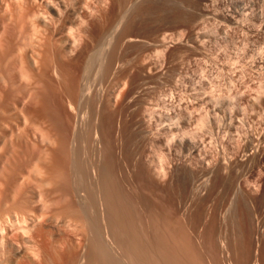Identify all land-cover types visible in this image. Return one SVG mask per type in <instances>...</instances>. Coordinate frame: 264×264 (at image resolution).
<instances>
[{
  "label": "rangeland",
  "instance_id": "374dc122",
  "mask_svg": "<svg viewBox=\"0 0 264 264\" xmlns=\"http://www.w3.org/2000/svg\"><path fill=\"white\" fill-rule=\"evenodd\" d=\"M47 1L48 0H0V35L3 34V27H7V24L9 23L12 25L11 30V27L8 28L9 26L7 27L9 30H4V32L7 30V32L10 31L9 34L6 32L4 33L7 36H4V34L0 36V41H2L0 42V47L1 45L3 46V48H0L2 49L0 50L1 61L6 60V55L8 58L7 60H13L12 58L16 59L20 57L16 59L17 61L14 60L17 62V65H15L16 62H13L15 64L11 62V65H14L13 67L9 64V67L11 66L10 69H7L6 67L8 66L5 65V67L4 64L1 65V68H5H0V76H3L0 77V93H7L3 94L5 96L1 94L3 97L0 95V107L2 109L4 107L3 110L1 108L0 109L1 112H7L4 113L5 117H8V114H11L12 110L13 115L15 114L14 116H16L19 113L16 112L18 110H14L20 109L17 108V106L21 107L20 103H26L28 101L27 99H29L30 102L34 100V102L32 103H30L29 101L26 103V105L29 103L27 108H25L26 105L24 104V109H28V112L30 109L29 113H33L30 114V117H32L33 120L38 117V119L40 120H38L40 128L39 124L37 126L38 128L36 127V125L33 126V124H28V122L31 123L30 121H32V118H30V120L27 116L28 113H26V116L29 119H27L28 126L26 124L25 128H27V130H25L24 132L19 130V132L21 131V134L16 131L18 126V124L16 126V123L22 125L23 119L21 114L16 116V118L18 117V121L16 122L15 120L17 119L14 116L12 117V115L11 117L9 116L10 118H5L9 120L12 118L9 124L11 123L10 125L13 128L16 126V128H14V139L12 138L13 140H11L9 138V130L8 128L6 129V126H3L6 125V123L4 122L5 124L3 123V125H0V130H4V133L0 131L2 133H0V138H2L3 136V139H0V145L7 143L6 146L11 148L10 144H13L15 146V142H17V144L20 143L19 145L16 144L14 150H18L16 149L17 146L19 149H25L18 150L19 153H21L24 151L26 152V150L29 151V149H31L30 151H34L36 149L38 150V147L42 149L41 147L44 143L45 148H43V150H46L45 155H48V158L44 155L46 160L54 159L52 158V156H54L55 159H57L56 157L71 158L73 156L74 149L77 148L78 155L83 159L84 162L90 161L93 156L100 163L107 162V157L105 156L106 154L103 151V142L101 143L100 141H98V139L95 138L94 131L97 130V126L99 127L101 125V127L103 128L104 125L101 122L102 114L100 113V109L110 108V110H108L112 112L113 116H115L113 117V122L116 121L115 124L113 123V126L115 127L111 135V149L114 153V161L116 162L117 159L118 162V160L122 158L121 151H123L124 146L127 147V149H131V152L136 151V149H154V151L159 153V155L162 153V158L165 156L163 158L164 168L167 167V169H165L166 177L162 178V180H166L167 182L169 181V183H174L176 181L175 178L178 179V177L181 178L182 176L187 177V174L189 173L187 179L188 181L191 180V183L193 181L192 185L194 186V184H196L195 182H197L198 180L197 178L206 177L207 180L205 179V184L207 185H205V187L203 186V188L201 187L202 189H199V196H197V193V195L193 194V196L196 195L198 198L195 196L192 199V201L194 200L196 202H194L192 211L196 210L200 213L202 212V218L204 217L207 220H210L212 218L216 225V228H218V230L220 231L222 239L225 240L227 246H230L229 255L226 256V252L223 251V254L221 256V258H223L224 260V264H243L245 262L247 264H264V0H67L71 5L76 7L80 14L82 13L81 16L83 20L81 28H83L84 31L82 30L81 32L82 36L78 40V46L82 49L84 48L83 53L85 54V56H95V54L98 53L97 44H99V40L103 39L101 41L103 43L105 42L104 45L106 44L105 46H108L107 49L110 54L112 53L114 64L111 69H106V59L103 56H100L97 57L92 66L86 69V73H84V71L81 69V71L75 70L77 78L79 77V79L77 80V86L79 85L80 87V85H86L88 87L87 94L83 99L80 100V102H75L74 108L70 107L67 98L61 97V100H59L61 102H58V104L62 103L60 104V107L62 106L63 110L62 107L58 108V104L57 106L55 105L57 102L53 99L55 94L58 93L57 91H59V85L57 81L58 79L56 74L51 71L53 74L51 76V73H49L51 78L54 77L53 81L49 82L52 79L48 80L50 85L48 82L41 83V85L43 84L45 86L46 84V86L48 85L49 87L46 88V86L44 87L42 85L41 88H44L42 89V91L40 88V83H37L38 85L34 83L37 85V87L32 84L30 87L33 88V90L29 87V85L28 87L30 89L24 85L22 81L26 80H23L19 77V69H17L18 64L20 63H18V61L22 57H24V54L25 56H27L26 58H22L25 60L24 65L26 66V64L28 63L27 68L29 70H32L34 68L31 57L33 53H31L32 51H30V47L34 46L35 42L39 41L41 32H39V34L38 32L34 34V32L28 30L26 34L28 33L29 35L27 34L28 36H26L25 31H21V25L24 26V23H26V27L30 28V20H34V22L37 21L35 23L36 25L39 23L38 28H43L46 23L44 22L42 15L44 16L48 14L47 18L54 15V10ZM10 2L11 4H7ZM75 2L77 5L75 4ZM22 5L27 10L23 9ZM29 5H31L32 8H34L36 11L31 9V6ZM28 7L30 8L28 9ZM38 7L42 10L37 11V9H39ZM10 9L12 10V12H10ZM13 11L14 13L17 11L16 14L18 12L19 13L17 15L13 14ZM26 11L29 12V15L26 16L27 18L24 20V23H22L17 18H19L21 12H25V15H27ZM39 11L42 12L40 13ZM11 15H13V18H16L18 16L16 19L14 18L16 21L12 18ZM5 20H8L7 22L9 23H7ZM2 21L4 24L2 23ZM14 22H16V24L18 22L19 24L16 25V28ZM26 27L22 28L26 29ZM1 28L3 30H1ZM17 30L19 31V33ZM23 31L24 37L26 38L25 40L23 39L24 37L20 35H23ZM32 34H34V36ZM3 36L4 38H7L2 39L1 37ZM36 36L38 39L36 38ZM29 38H32V40ZM28 39L30 42H28ZM23 40L24 43L22 42ZM26 40V43L33 44H31V46L29 44L30 47H28V44L26 45L25 43ZM96 40L98 42L97 44ZM3 41H5L6 43H3ZM10 41L12 44L9 43V46L8 42ZM5 44L7 45L5 46ZM80 45H82V47ZM20 46H22V49H18L21 48ZM4 47H10L14 49H10L11 51L8 49L9 51L7 52V49L5 50ZM23 47L24 49H27L26 47H28V49L23 52ZM86 49L89 51H85ZM19 51L23 52L22 57L19 56ZM6 52L9 54H6ZM10 52L13 53L10 54ZM82 58L79 59L80 63L82 62ZM26 59L30 60V62H28L27 60L26 63ZM28 66H31L32 68L30 67V69ZM3 70L8 71L3 72ZM67 72H71V74H74V71L72 69H70L69 71L67 70ZM5 73L9 75H6ZM29 73L33 72L31 71ZM88 74H91V76H89ZM13 76L15 80L12 79ZM9 78L11 79V81L9 80ZM83 78L85 82L84 80H82ZM6 79L8 81H5ZM12 81L17 82H13L11 84ZM44 81H47V79L45 78ZM131 83H133V87L139 86L140 89L138 88L137 91L141 90L140 92H137V95L139 94V97H135V99L137 98L135 100L136 102H134L136 103V108H134L135 105L133 106V111H138V114L140 115H134V118L132 117V115H130L132 117L131 118L127 116V112V115H124L127 118H125L124 116L120 117L118 112L116 111H118L119 108L121 109V107H119L120 105L118 106L116 101L119 93L123 90H127L130 87ZM6 85L7 87H5ZM11 85L13 86V89ZM25 88L28 89H26L27 91L31 92H27ZM36 89L41 91L38 92ZM52 91H54L52 93L53 95L50 94ZM20 92H27L32 95V98L30 95L29 98L26 93ZM224 92L226 95L224 94ZM38 93L39 95L42 94L44 98L42 95H40L39 97ZM230 93L232 94V96H230ZM22 94H25L27 97L24 98V95L21 96ZM10 95L12 97H10ZM47 95L49 97H47ZM170 95H172V97ZM187 95L189 96L188 98L186 97ZM13 96H20V98L17 97V100ZM33 96L37 98L36 100L39 101V103L35 101V98ZM150 97L154 98L151 99ZM169 97H171L172 100ZM144 98L147 99L145 100ZM166 98L168 99L165 100ZM1 99L4 102L8 99L10 100V103H4L3 101H1ZM47 99H50L51 101L47 102ZM137 100L143 101V103L139 102L138 104ZM147 100L149 102L150 100H158L164 102L165 104H168L167 107L172 108L169 110L171 112H177L181 110V114L183 116L181 114H179V116L181 115V118H183L180 119L182 121L179 120L178 126L180 127L181 124V127H183L179 129L177 126L178 131L175 129L172 138V144H175H173V146L171 145L172 147L164 143H162L161 145L160 142L159 144L157 143L158 145H160V147L157 144L156 145L158 147H154L155 143L151 145V138H153V134L155 136H161L160 133H164H162L163 130H161L163 129V127L161 128V122L157 126L156 121L153 119L155 117H151L150 119V116L142 111L141 108H143V104H145L144 101L147 103ZM125 102L127 101H124L122 103V107H127V104ZM168 102H172L173 104ZM40 103H43L44 106H42ZM32 104L33 106L35 104L37 107L41 108L39 111L41 113L39 114H42V117H47L51 113L52 116L50 115L47 118L43 117L44 120H47L44 121L42 117L36 114L37 107L34 106L36 108L35 109ZM92 104L95 107L98 104L96 117L91 115L90 107ZM140 104H142L141 108L139 107ZM169 104L171 106H169ZM53 105L55 106V108ZM179 105L181 107L183 106L182 109ZM218 105L220 108L218 107ZM30 106L32 107L28 108ZM197 106L199 109L197 108ZM44 107L46 108V110L44 109ZM137 108H140L141 110H138ZM183 108L185 109V111L183 110ZM5 109L10 110L6 111ZM34 109L36 110V113H34ZM53 109L56 110L53 111ZM213 109L216 110V113L213 112ZM49 110L50 112H47ZM42 111H45L47 114L44 112L42 113ZM52 111L55 112L54 115ZM141 113H143L144 115ZM232 113L234 114V116ZM34 114L35 117H33ZM55 115L57 117L53 118V116ZM20 117L22 120H19ZM66 117H68L69 119L67 120ZM49 118H51V120ZM56 118L58 119L55 121L54 119ZM142 118L144 122L143 120H141ZM187 118L190 122H188ZM41 119L43 120L42 122L44 124L41 122ZM121 119L125 120L127 126V131L124 132V136L120 131ZM178 119L179 117L177 118V120ZM139 120H141L142 122ZM35 122H37V119ZM212 123L216 124L213 125ZM42 124L44 125L43 127L41 126ZM67 124H69V126ZM19 127L20 129H22V126ZM42 128H46V131L44 132ZM37 129H42L43 133H47L45 136L49 134L50 137H47H49L52 142L48 140V138L45 141H50L49 143H46L44 140L41 141L42 132ZM73 132L77 133L79 137V140L77 141V144H75V146L73 144ZM157 132L159 134H157ZM5 133L7 137L5 136L4 138ZM19 135L22 136L20 137ZM60 135L62 137H65L66 140L64 141V143L60 141ZM57 137L60 138L58 139ZM12 141H14V143ZM135 141L138 146L135 145ZM60 142L62 143L61 145H63V148H61L62 146L60 145L61 149H59L58 146ZM35 144L36 148L34 149ZM29 146L30 148H27ZM141 146H143L144 148ZM173 147L176 148L174 149ZM56 148H58L59 151H56L58 150ZM62 149L63 151H60ZM30 151L29 153H31ZM54 151H56L59 156L57 154L55 155ZM25 152L23 154L28 155V152ZM23 154L21 153V155ZM24 160L26 159L22 158V164H24ZM21 162L19 163L21 164ZM27 162L28 164H26ZM20 164H17L18 166H12V169L10 170L11 173L16 171V175L14 173H12V175L9 174V178H11L10 175L13 176L11 178V181L13 180L12 182L16 184L11 183V186L7 187V194H9L8 191H12V188H14L15 185L22 181V172H25L26 174L29 171V160L25 162L27 166H24L27 167L28 171L24 167H22V164L20 166ZM17 171H20L21 173H17ZM19 173L20 175H18ZM190 182L189 184L191 186ZM63 195L65 196L66 194H62V196ZM67 196L69 195H66V197ZM150 200V204H153L154 197H149V201ZM154 204L152 206H154ZM70 208L73 209V207ZM67 209H69L68 206ZM91 215L94 216V214ZM204 218L203 220H205ZM93 219L94 221L91 220L93 224H98L99 221H102L101 219L99 221L95 218ZM50 223L55 226L54 223ZM51 224L45 225L44 229L46 231H52L54 227ZM100 225V231L102 232L103 236H105L104 240L106 242V238L109 240L107 234H110V231L105 227L104 221L100 222ZM63 230H66V228L64 227ZM102 230H105L104 233ZM53 231L55 232L56 229L54 228ZM54 235L55 237L57 236L56 233ZM72 237L73 238H71L70 241L73 243L70 242L69 249H72L74 251V248L79 247V244H81V242L85 240H80L79 242V240H77V236H75L76 238H74V235ZM109 237H111V235H109ZM108 240L107 242H109L111 238L109 241ZM74 241H76L75 245ZM77 242H79L78 246ZM83 243H86V241ZM109 243L110 246H112L111 241ZM86 244L88 245V241ZM81 245L82 250H80L79 247V249L77 248L78 251L75 252L77 253V255L82 253V255L80 254V256L82 257L84 251L86 252V248H84L83 250V247L86 246L85 244ZM55 247H58L54 248L55 250L57 249L56 251H58L59 246L57 245ZM13 253L8 256L10 259H14L13 256H15V252ZM65 256L67 257L69 255H64V259L66 258ZM68 258L69 257H67V259ZM83 259L85 260V258ZM82 261L83 260H79V262H81L80 264H87L86 261H83V263ZM47 262L51 263L50 259L47 260ZM76 262L78 264V261ZM53 263L55 264L54 261ZM66 263H68V261L65 262V264Z\"/></svg>",
  "mask_w": 264,
  "mask_h": 264
},
{
  "label": "bare ground",
  "instance_id": "6f19581e",
  "mask_svg": "<svg viewBox=\"0 0 264 264\" xmlns=\"http://www.w3.org/2000/svg\"><path fill=\"white\" fill-rule=\"evenodd\" d=\"M47 2L52 7V9L54 10V15L52 17L49 16V18H47L48 14L44 15V16L42 15V18H43L44 22L46 23V25L43 26V28L41 27L42 29L38 28L39 23L37 25L35 24L37 21L34 22V20H30V19L29 20L31 22V24H30L31 26H29L30 28L26 27L27 24L24 23V20L27 18L26 16L29 15L28 14L30 12L29 10H28L29 12L26 11L27 15H25V12L24 13L21 12L19 18H17L18 16L16 17L19 21H21L22 23L25 24L24 26L26 27V29H23L25 27L23 25H21V31L24 30L25 34L28 30L34 32V34L37 32L39 34V32H41L40 33L41 36H39L40 39L38 42H35L34 46H31V44H33V43H31V44L29 43L31 46L30 47L29 44L26 43L27 40L25 41L26 45L28 44V47L31 48V50H30V51H32L31 53H33L32 56L30 54L29 55L32 57L34 68L32 70H29L27 68V64H28L27 60L28 59H26V63H27L26 66L24 65L25 60L22 58H24V57L26 58L27 56H25V54H24V57H22V56H23V52H25V50H27L28 47H26L27 49H24V47H23L24 51L23 52L19 51V56H21L22 58L18 61V63L20 62L18 64L19 68L17 67V69H19L18 75L23 80L24 79L26 80V81H22V82L24 83L25 86H27V88H29L34 83H36V84L40 83V88H41V86L43 85V84L41 85V83L48 82V80H50V79H52V80H50L49 82L53 81L54 77L51 78V76L53 75L52 74V72H53L54 74L57 75V79H58L57 81H58V85H59V88H58L59 91H57L58 93L55 94V96L53 98L57 102L55 105L57 106L58 102H61V101H59V100H61L60 99L61 97H65L68 99L67 101H68L70 107L74 108L75 102L76 101L80 102V100L83 99L85 97V95L87 94V89H88V87L86 85H80V87H79V85L77 86V80L79 79V77L77 78V75L75 74V70L81 69L84 71V73H86L87 72L86 69L88 67L92 66L93 63L96 61L97 57H100V56H103L106 59L105 60L106 61V69L107 68L111 69L113 64H114V59H112V53L110 54V52L107 49L108 46L106 47L105 46L106 44L104 45L105 42L103 43L101 41L103 39H101V40L98 39L100 41L99 44H97L98 42L96 40V44L98 45V47H97L98 53L95 54V56H92V57L91 56H85V54L83 53L84 48L82 49L78 46V40L82 36L81 32L83 30V28H81L82 27L81 26L82 20H83V18L81 16L82 13L80 14L78 12V10L76 9V7L71 5L67 0H48ZM7 4H11V2L7 3ZM75 4H76V2H75ZM24 6H25V4H24ZM24 6L22 7L23 9H25ZM29 6H31V5H29ZM22 8H20V9H22ZM29 8L30 7H28V9ZM11 9H10V12H12ZM31 9L35 10L34 8H32V6H31ZM25 10H27V9H25ZM38 10H42V9L39 8V9H37V11ZM21 11H24V10H21ZM45 11H47V10H45ZM45 11H44V14H45ZM16 12L14 13V11H13V14H16ZM48 12H49V10H48ZM11 16L13 18V15H11ZM38 16H41V15H38ZM5 21L7 22L8 20H5ZM2 23H3V21H2ZM7 23H9V22H7ZM14 23H15L14 25L16 28V25L18 24V22H17V24H16V22H14ZM9 24H7V27L9 26L8 28H10L12 26L11 24L10 25ZM3 26H5V25H3ZM5 27H3L4 30L8 29L7 27L6 28ZM39 27H40V25H39ZM88 27H89V25H88ZM11 29H12V27L10 28V30ZM1 30H3V29L1 28ZM4 30L2 31L3 34L5 32L8 34L10 33V31L7 32L9 29L5 32H4ZM86 30H87V28H86ZM21 31H20V33H21ZM24 31H23V35L20 34L23 37H24ZM18 33H19V31H18ZM88 33H89V30H88ZM3 34H1V35H3ZM27 34H26V36L29 35V34L28 35ZM34 34H32V35L34 36ZM5 35L6 34H4V36ZM4 36L1 38L6 39L7 37L4 38ZM11 38H12V36H11ZM22 38H21V40H22ZM36 38H37V36H36ZM23 39L25 40L26 38L24 37ZM29 39L32 40V38H29ZM29 39H28V42H30ZM24 40L22 41L23 43H24ZM5 41H3V43H6ZM11 41H13V40H11ZM11 41L8 42V45H9V43H11ZM0 42H2V41H0ZM6 45L7 44H5V46ZM22 46H20L21 48H18V49H22ZM24 46H25V44H24ZM80 46L82 47V45H80ZM85 46H87V45H85ZM1 47L3 48L2 45H1ZM8 49L10 50L12 48H10V47L5 48V50L7 52L9 51ZM0 50H2V49H0ZM17 50H15V51H17ZM85 51H89V50L86 49ZM7 52H6V54H9ZM11 53H13V52H10V54ZM2 56H4V55H2ZM17 56H18V54H17ZM82 56H83V58H82ZM18 58H20V57H18ZM18 58H16V59H18ZM80 58H82L81 63L79 61ZM7 59H8L7 55H6V60H2L5 62H2L1 58H0V68H1V65L4 64V66L5 65L8 66V67L5 66L7 69H10L12 66L11 62L13 63V62L17 61L14 58H12L13 60H11V59L7 60ZM14 60H16V61H14ZM28 62H30V60H28ZM9 64L11 65L10 67H9ZM13 64H15V63H13ZM15 65H17V62ZM70 69H72L74 71V74L73 73L71 74V72L70 73L67 72V70L69 71ZM6 71H8V70H3V72H6ZM31 71L33 73H29ZM49 73H51V76L49 75ZM2 75H4V74H2ZM6 75H9V74H6ZM88 75L91 76V74H88ZM0 77H3V76H0ZM10 78H9V80L11 81ZM45 78L47 79V81H44ZM12 79L15 80L14 76ZM82 80H84V78ZM5 81H8V80L6 79ZM13 82L16 83L17 81L16 82L12 81L11 84ZM84 82H85V80H84ZM36 84H34V85L37 87L38 84L37 85ZM132 84L133 83H131V85L128 89L126 88L127 90L121 91L118 95L116 103L118 104V106L120 105L119 107H121V109L117 106L119 108V110L116 112H118L120 117H123L127 112H128V115L127 114L126 115L129 117H131L130 115H132L133 118L136 115L137 116L140 115V114H138L139 113L138 111H133L134 110L133 106L135 105L134 108H136V103H134V102H136L135 100L137 98L135 99V97H137L139 95V94L137 95V92H140L141 90L137 91L139 86L133 87ZM28 85H29V87H28ZM49 85H50V83H49ZM45 86H46V84H45ZM5 87H7V85ZM47 87H49V86L47 85L46 88ZM8 88H10V87H8ZM27 88H25V90ZM12 89H13V86H12ZM31 89H33V88H31ZM42 89H44V88H41V90ZM45 90H47V89H45ZM37 91L40 92L39 90H37ZM27 92L30 93L31 91H27ZM27 92H20V93H26V95H28V97L30 95L32 98V95L27 93ZM53 92L54 91H52L50 94L53 95L52 94ZM225 92H224V94H225ZM6 93L1 92L0 95L6 94ZM20 93H19V95H20ZM163 93H165V92H163ZM26 95L22 94L21 96H23L25 98V97H27ZM40 95H42V94H40ZM40 95L38 93L39 97H40ZM44 95H46V94H44ZM3 96H5V95H3ZM170 96L172 97V95H170ZM177 96H179V95H177ZM230 96H232V94ZM8 97H9V95H8ZM10 97H12V96L10 95ZM13 97H15L17 100H18L17 97L20 98V96H13ZM47 97H49V96L47 95ZM158 97H159V95H158ZM171 97H169V98L171 99ZM183 97H185V96H183ZM186 97L188 98L189 96L187 95ZM43 98H44V96H43ZM43 98H42V100H43ZM152 98H154V97H152ZM36 99L37 98H35V101L39 103V101H37ZM40 99H38V100H40ZM144 99L146 100L147 98H144ZM167 99L168 98H166L165 100H167ZM27 100L30 102L29 99H27ZM161 100H164V99H161ZM176 100H177V97H176ZM179 100H181V99H179ZM1 101H3V100L1 99ZM9 101L10 100L7 99V101H5V102L3 101V102L8 104ZM46 101L48 102L51 100L47 99ZM124 101H127V102H125L127 104V105L125 104L127 107L121 106ZM151 101H155V100H150V102L148 101L149 103L148 102L146 103L144 101L145 104H143V108H141L142 104H140L139 107L142 109V111L144 113H147V115L150 116V117L148 116L150 119H151V117H155L153 119L156 121L157 126L161 122L162 126L161 125H159V126H161V128L163 127V129H161V130H163L162 133L165 134L164 135V134L160 133L161 136H159V135L155 136L153 134V138L150 137L152 139L151 145L153 143H155L154 144L155 146L154 145L153 146L156 147L160 142L161 145H162V143H164V144L172 147L173 144H175V143L172 144L173 134L175 132V129L178 131V129H177V126L179 125L178 122L180 119L183 118V117L181 118V115H182L181 110H179V111L176 110L177 112L172 110L173 112H171L169 110L172 108L167 107L168 104H165L164 102H161L158 100L155 102H151ZM32 102H34V100L31 101L30 103H32ZM36 102H35V104H36ZM139 102L143 103V101L139 100L138 104H139ZM186 102H187V100H186ZM26 103H23V104L20 103L21 107L17 106V108H20V109L14 108L15 109L14 111L18 110L16 112L21 114L22 119H23L22 120L21 117L19 118V120L20 119L22 120V125H19V123H16V126L18 124L17 130H16L18 132H19V130H21L22 132L27 130V128H25L26 124H27V119H28L27 116L29 117V119L32 118V117H30V114L32 112L29 113L30 109H29V112L27 111L28 109L27 110L24 109V106L26 105ZM168 103H172V102H168ZM198 103H199V101H198ZM28 104L26 105L25 108H27ZM35 104H34V106H36ZM40 104L42 106H44L43 103H40ZM60 104H62V103H60ZM60 104H58L59 105L58 108L62 107V106L60 107ZM212 104H213V102H212ZM12 105H14V104H12ZM32 106H33V104H32ZM32 106H30L28 108H31ZM169 106H171V105L169 104ZM45 107H44V109L46 110ZM182 107H181V109H182ZM218 107H219V105H218ZM38 108L39 107H37V113L35 110L36 108L34 109V111H35L34 113H36L37 115L42 117V114L41 115L39 114V113H41V112H39L41 108H39V109ZM54 108H55V106H54ZM90 108H91L90 109L91 115L96 117L98 104L96 107L92 104ZM197 108H198V106H197ZM1 109H0V112H1ZM3 109H4V107H3ZM108 109L110 110V108H108ZM108 109H105V108L100 109V113L102 114V116H101L102 120L101 119L100 120L104 125H103V128L101 127V125L99 127L97 126L96 127L97 130L94 131L95 132L94 133L95 138L98 139V141H100L101 143L103 142V151L106 154L105 156L107 157V162L100 163L99 161H97V159H95L94 156L90 159V161L84 162L83 159L78 155L77 148L74 149L73 156L71 158L56 157L57 159H55V157L52 156V158H54L55 160L52 158H51L52 160H50V159L46 160L45 157H47L48 155L46 156L45 155L46 150H43V148H45L44 143H43V146L41 147L42 149H40V147L37 146L39 149L34 150L36 148V144H35L34 145L35 147L33 146L34 151H30L31 149H29V151L31 152V153H29V151L26 150V152H28V155L23 154L25 151L24 152L20 151L23 154V155H21V153H19L18 150H20L22 148L19 149L18 146L16 148L18 150L17 151L14 150L17 142H15L16 143L15 146L13 144H10L11 148L6 146L7 143L0 145V264H46V263L48 264L49 262H47V260H49V259L51 262L49 264H54L53 261L55 262V264H61V263L63 264V262L65 260H66L65 262L68 261V263H66V264H75V263L77 264L76 261H78V264H80L81 262H79V260L80 261L81 260L86 261L87 264H224V260H223V258H221V256L223 254V251L226 252V256L229 255L230 246L229 245L227 246L225 243V240L222 239V237L220 235V231L218 230V228H216V225H215L212 218L210 220H207L203 217L205 219V220H203L202 215H201L202 212L200 213L196 210H195L196 212L192 211V208L194 207V202H195L194 200L192 201V199L197 194H198L197 196H199L200 192L198 193V191H200L199 189L201 187L203 188V186L205 187V185H207V184H205V181L207 180L206 177L205 178H202V177L197 178L198 180H197V182H195L196 184H194V186L192 185L193 181L191 183L190 182L191 180L188 181V179H187L189 173L187 174V177L182 176L181 178L178 177V179L175 178L176 181L174 183L173 182L169 183V181L167 182L166 180L164 181V180H162V178L166 177L165 169H167V167L164 168L163 158L165 156L162 158L161 152H160L161 154L159 155V153L154 151V149L149 150L148 148H147L148 150H146V149L137 150L136 149V151L131 152L130 151L131 149H127V147L124 146L123 151H121L122 152L121 153L122 158L119 157L120 159L118 160V162H117V159L115 162L113 159L114 153L112 152V149H111V145H112L111 144V139H112L111 135H112L113 129L115 127L113 125L115 124L116 121L113 122V117H115V116H113L112 112H110ZM54 110H56V109H53V111ZM62 110H63V107H62ZM183 110L185 111L184 108H183ZM12 111H11V114L10 113L8 114L10 117H11V115H12V117L15 115V114L13 115ZM142 111H140V112H142ZM215 111L216 110H214L213 112H215ZM220 111H222V110H220ZM43 112L46 113L45 111H42V113ZM47 112H50V110ZM4 113H7V112L2 111L0 113V125H3L4 122L6 123V125H3V126L4 127L6 126V129L8 128V130H9L8 136L11 140H13L14 139L13 135L15 133L14 128H16V126L14 125L15 127L13 128L10 125L11 123L9 124V122H11L12 118L10 120L5 119V118H8L9 116L5 117ZM26 113H28V115ZM54 114H55V112H53V115ZM141 114H143V113H141ZM179 114H181V115L179 116ZM183 114H186V113H183ZM18 115H16V116H18ZM50 115L52 116V113ZM50 115H48V116H50ZM203 115H205V114H203ZM16 116H14V117L16 118ZM31 116H33V115H31ZM233 116H234V114H233ZM33 117H35V114ZM43 117H45V116H43ZM43 117H42V119H43ZM47 117H45V118H47ZM55 117H57V116L56 115L53 116V118H55ZM178 117H179V119L177 120ZM38 118H36L37 122H35L36 121L35 118H34L35 120H33V118H32V121H30L31 123L28 122V124H33V126L36 125V127H37L39 124ZM51 118H49V119L51 120ZM125 118H127V117H125ZM42 119H41V122L44 120V119L43 120ZM57 119L58 118H56L54 120L56 121ZM66 119L68 120L69 118L66 117ZM66 119H65V121H66ZM150 119H148V120H150ZM133 120H135V119H133ZM141 120H143V118ZM141 120H139V121H141ZM187 120H188V118H187ZM16 121H18V119L15 120V122ZM44 121H47V120H44ZM180 121H182V120H180ZM68 122H66V123H68ZM143 122H144V120H143ZM188 122H190V121L188 120ZM28 124H27V126H28ZM43 124L41 125L42 127L44 126ZM135 124H136V122H135ZM163 124H164V126L165 125L166 126L164 127ZM191 124H189V125H191ZM214 124H216V123H214ZM67 125L69 126V124H67ZM120 125H121L120 131L124 136V134H125L124 132L127 131V126H126L125 120L121 119ZM137 125H138V123H137ZM19 126H22V129H20ZM182 127H181V124H180V127L178 126L179 129ZM39 128H40V124H39ZM67 128H69V127H67ZM173 128H174V131H173ZM42 129H37V130H40L42 132ZM45 129H43L44 132L46 131ZM158 130H160V129H158ZM0 131L3 132L4 130L1 129ZM21 131L19 133H21ZM131 131H132V128H131ZM74 132H73V134H74L73 144L75 146V144H77V141L79 140V137H78L77 133H74ZM149 132H152V131H149ZM46 134L42 132V134H41L42 140L41 141H43V140L45 141V140H47V138H48V140H50L49 134L47 135L49 137L45 136ZM157 134H159V133L157 132ZM16 135H17V132H16ZM141 135H142V133H141ZM5 136L7 137L6 133L4 135V138H5ZM133 136H134V134H133ZM26 137H28V136H26ZM60 137H59L60 141L64 143V141L66 140L65 137L64 136L62 137L61 135H60ZM125 137H127V136H125ZM15 138H16V136H15ZM66 138H67V136H66ZM0 139H3V136ZM16 141H17V139H16ZM41 141H39V142H41ZM50 141H47V142L45 141V142L49 143ZM4 142H5V140H4ZM12 142L14 143V141H12ZM61 142L58 145L59 149L63 148V145H61L62 144ZM123 142H126V141H123ZM24 143H26V142H24ZM261 143H263V142H261ZM19 144H17V145H19ZM31 145H33V144H31ZM60 145L62 146L61 148H60ZM135 145H137L136 141H135ZM30 146L27 148H30ZM158 146L160 147V145H158ZM141 147H143V146H141ZM135 148H137V147H135ZM56 149H58V148H56ZM59 149L56 151H59ZM22 150H25V149H22ZM48 150H49V148H48ZM121 150H122V147H121ZM160 150H162V149H160ZM56 151H54L55 155L57 154ZM60 151H63V149ZM175 151H177V150H175ZM179 151H180V149H179ZM48 152H47V154H48ZM44 155H45V157H44ZM22 158L26 159V160H24L25 162L27 160H29V164H30V165H28L29 171L27 170V167H24V166H27L26 164H28V162L26 164H25V162H24V164H22V162H21ZM19 162H21L22 167H24L28 171V173L25 174V172H22V175H21L22 181L20 183H18L17 185H15L14 188L11 187L12 188V191L10 190L11 193H10V191H8L9 194H7V191H6V190H8L7 187H10L11 183L16 184V183L12 182L13 180L11 181V178L13 177L11 175H12V173L15 174L16 171L11 173L10 170L12 169V166L14 167V165L16 166L17 164H20ZM168 162H169V160H168ZM172 162H173V160H172ZM21 164H20V166H21ZM18 172H20V171H17V173ZM167 172H170V171H167ZM20 173L18 175H20ZM9 174H11L10 175L11 178H9ZM8 178L10 179V181ZM170 180H171V178H170ZM192 180H194V179H192ZM14 181H15V179H14ZM58 181H60V182H58ZM195 181H196V179H195ZM189 182L191 183V186H190ZM206 188H207V186H206ZM176 190L178 193L176 192ZM203 192H204V189H203ZM62 194L69 195L70 198H69V196H67L68 197L67 198L66 195L62 196ZM193 194H196V195L193 196ZM151 196L154 197V201H153V204L155 202L154 206H152L153 205L152 203H151L152 205L150 204L151 200L149 201V197L153 198ZM66 199H68V200H66ZM65 206H66V209H65ZM67 206L69 207V209H67ZM70 207H73V209H71ZM74 207H75V209H74ZM91 214H94V216ZM93 218H95L98 221L100 219L102 220V221H99V223H98L99 225H100V222L104 221L105 227L107 228V230L110 231V234L108 233L107 235H108L109 240L111 238L110 241H111L112 246H110V243H109L110 241L107 238H106V242H107V240L109 242H107V243L105 242V240H104L105 236H103L102 232L100 231L101 225L99 226L98 224L92 223V221H94ZM50 222L54 223L55 226H53ZM49 224H51L56 229L55 232L53 231L54 228L52 229V231L49 230V228H48L49 231H46L44 229L45 228L44 226L49 225ZM64 227L66 228L67 231L63 230ZM61 228H63V229H61ZM104 231H103V233H104ZM55 233L57 234L56 237L54 235ZM73 235H74V238H76L75 236L78 237L77 240H79V242H80V240H85L86 243L88 241V245L86 243H83L85 241L81 242V244H85V246H86V247H83V250H84V248H86L85 249L86 252L84 251L85 254L83 253L82 257L80 256V254L82 255V253L77 255V253L75 252V251H78L79 247H80V250H82L81 244H79V247H77L78 249L74 248L75 249L74 251L72 249H69L70 242H71L70 240H71V238H73L72 237ZM109 235H111V237H109ZM74 242H75L74 243V245H75L76 241H74ZM79 242H77V246H78ZM71 243H73V242H71ZM57 245L59 246V249H60V251L58 249L59 252L56 251L57 249L56 250L54 249V248H58V247H55ZM13 252H15V256H13L14 259L16 258L15 260L10 259L8 257ZM81 252H83V251H81ZM248 254H249V252H248ZM64 255H69V256H67L69 258L67 259V257L65 256L66 258L64 259ZM83 258H85V260ZM83 261H82V263H83ZM65 262H64V264H65ZM243 264H247V263L245 262Z\"/></svg>",
  "mask_w": 264,
  "mask_h": 264
}]
</instances>
